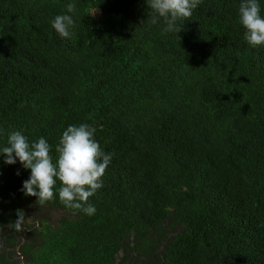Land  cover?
I'll list each match as a JSON object with an SVG mask.
<instances>
[{"label":"trees","instance_id":"trees-1","mask_svg":"<svg viewBox=\"0 0 264 264\" xmlns=\"http://www.w3.org/2000/svg\"><path fill=\"white\" fill-rule=\"evenodd\" d=\"M68 3L65 39L51 21ZM239 3L202 0L177 36L146 0H0V148L44 137L55 164L86 123L112 153L92 216L60 202L59 180L53 201L25 196L30 169L0 155V263L28 235L22 209L24 264H264V46Z\"/></svg>","mask_w":264,"mask_h":264},{"label":"clouds","instance_id":"clouds-1","mask_svg":"<svg viewBox=\"0 0 264 264\" xmlns=\"http://www.w3.org/2000/svg\"><path fill=\"white\" fill-rule=\"evenodd\" d=\"M202 0H146L149 22L153 25L163 21L162 32L175 33L182 30L185 20H190L193 11ZM75 3L66 5V13L56 15L51 21L55 32L65 39L73 36ZM97 9L92 15L96 13ZM240 24L244 27V39L252 47L264 46V16L261 15L259 0H240L238 6ZM178 36V35H177ZM179 38V37H178ZM96 129L86 123L69 125L63 131L56 152V163L50 155L52 146L44 137L29 143L21 131L8 135L7 146L0 148V155L7 165L20 162L24 169H30V176L22 182L21 191L25 196L36 197L43 205L57 198V180L61 182L58 197L65 207L78 210L88 216L96 212L90 202L96 192L103 187L102 177L111 163L112 153H105L94 138ZM19 175V172H17ZM55 178V179H54ZM17 219L12 227L17 232L25 230V212L16 209ZM3 225H0L2 228Z\"/></svg>","mask_w":264,"mask_h":264},{"label":"flooded vegetation","instance_id":"flooded-vegetation-1","mask_svg":"<svg viewBox=\"0 0 264 264\" xmlns=\"http://www.w3.org/2000/svg\"><path fill=\"white\" fill-rule=\"evenodd\" d=\"M27 224H30V225H31V223H27ZM25 229H26L28 235H27L26 233H23V234L20 236L21 243H20L19 245H16L13 249H11V248L6 249L7 252H13V258H12V259H9V262H8L9 264H11V263H13V262H14V263H17V264H21L20 258H22L23 264L25 263V261H24V256H23V254L19 251V248L22 246V244H25V242H28L29 245H30V243H31V239L28 240V239H29L28 237H29L30 231L32 230V229H27V228H26V225H25ZM26 236H27V238H25ZM27 246H28V245H26L25 248H27ZM133 255H136V254L133 253V254L130 256V258H128L127 260H124V264H131L132 261L136 258V257L132 258ZM121 259H124V254H123V253H122V255L119 254V258H118L117 262L120 261ZM117 262H116V264H118ZM0 264H5V263H0Z\"/></svg>","mask_w":264,"mask_h":264},{"label":"water","instance_id":"water-1","mask_svg":"<svg viewBox=\"0 0 264 264\" xmlns=\"http://www.w3.org/2000/svg\"><path fill=\"white\" fill-rule=\"evenodd\" d=\"M121 255H122V253H121ZM136 256H137V255H133L132 258H134V257H136ZM20 261H21V264H23L22 258H20Z\"/></svg>","mask_w":264,"mask_h":264}]
</instances>
